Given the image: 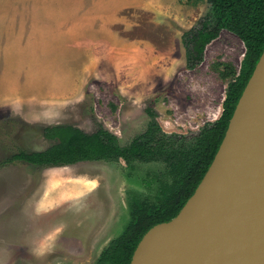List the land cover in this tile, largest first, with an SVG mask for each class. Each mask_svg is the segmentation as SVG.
Listing matches in <instances>:
<instances>
[{"label":"rangeland","instance_id":"rangeland-1","mask_svg":"<svg viewBox=\"0 0 264 264\" xmlns=\"http://www.w3.org/2000/svg\"><path fill=\"white\" fill-rule=\"evenodd\" d=\"M194 1L166 0L154 19L147 10L102 15L100 0H0V264H98L129 221L132 194L152 198L165 173L162 162L5 161L55 143L46 126L104 127L124 146L147 130L149 107L164 131L187 136L220 117L230 83L220 71H239L246 46L224 29L188 68L183 33L211 7ZM105 25L109 39L97 43ZM118 40L138 42L133 69Z\"/></svg>","mask_w":264,"mask_h":264},{"label":"trees","instance_id":"trees-1","mask_svg":"<svg viewBox=\"0 0 264 264\" xmlns=\"http://www.w3.org/2000/svg\"><path fill=\"white\" fill-rule=\"evenodd\" d=\"M208 1L210 11L198 26L183 33L188 68L194 69L202 63L207 46L224 29L242 39L246 52L239 71L231 65L220 71L223 79L230 78L222 113L217 120L206 123L198 135L189 137L164 131L157 112L149 107L147 112L151 121L147 130L128 145H121L119 137L104 127L88 133L69 124L49 125L43 132L55 143L42 150L20 149L5 160L40 168L87 161L119 162L122 159L132 169L137 163L165 164V173L154 177L158 178L159 186L152 198L132 195L129 221L123 232L102 250L98 264H130L146 232L180 212L211 165L237 103L263 53L264 0ZM194 2L198 4L197 0Z\"/></svg>","mask_w":264,"mask_h":264},{"label":"water","instance_id":"water-1","mask_svg":"<svg viewBox=\"0 0 264 264\" xmlns=\"http://www.w3.org/2000/svg\"><path fill=\"white\" fill-rule=\"evenodd\" d=\"M130 264H264V50L194 194Z\"/></svg>","mask_w":264,"mask_h":264},{"label":"crops","instance_id":"crops-1","mask_svg":"<svg viewBox=\"0 0 264 264\" xmlns=\"http://www.w3.org/2000/svg\"><path fill=\"white\" fill-rule=\"evenodd\" d=\"M166 0H100L99 3H96V6L99 5L101 7H98L96 11L101 12L103 15V11H127V10H147L149 12H152L153 18L156 19L159 16V10L164 11L166 9L167 4L165 3ZM175 1V0H172ZM95 6V7H96ZM95 7L93 9H95ZM108 17L107 14L105 16H102V19H105V17ZM104 17V18H103ZM104 25H101L97 23L94 27H101ZM107 28V25H105ZM104 36L100 35L97 37V43H107L106 41L109 39V32L106 29L104 31ZM113 39V38H111ZM114 40V39H113ZM117 42V41H116ZM115 43V41H114ZM138 42L130 40L128 41H119L118 45H122L120 51H124L127 49V53L125 52L123 56V62L124 65L128 66L129 68H134L138 62V56L140 55L139 51H136V46ZM117 45V44H116ZM115 57H113L114 59ZM129 58V59H128ZM144 64L147 65V63L144 62Z\"/></svg>","mask_w":264,"mask_h":264},{"label":"flooded vegetation","instance_id":"flooded-vegetation-1","mask_svg":"<svg viewBox=\"0 0 264 264\" xmlns=\"http://www.w3.org/2000/svg\"><path fill=\"white\" fill-rule=\"evenodd\" d=\"M199 133H200V131H199L196 135H198ZM179 134H180V133H179ZM183 135H184V134H183ZM196 135H195V136H196ZM189 137H194V136H189ZM122 160H123V159H122ZM124 161H125V160H124ZM125 163H126V162H125ZM126 164H127V163H126ZM137 164H138V163H137ZM137 164H136V165H137ZM127 167H128V165H127ZM129 168H130V167H129ZM130 169L133 170L132 168H130ZM134 169H135V168H134ZM132 195H133V194H132ZM129 218H130V211H129Z\"/></svg>","mask_w":264,"mask_h":264}]
</instances>
